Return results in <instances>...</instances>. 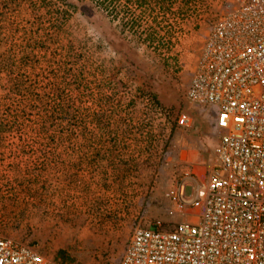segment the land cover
<instances>
[{
	"label": "rangeland",
	"instance_id": "1",
	"mask_svg": "<svg viewBox=\"0 0 264 264\" xmlns=\"http://www.w3.org/2000/svg\"><path fill=\"white\" fill-rule=\"evenodd\" d=\"M191 1L175 30L180 0L165 14L0 0L1 235L66 264H117L135 226L180 218L165 193L218 134L184 91L222 0Z\"/></svg>",
	"mask_w": 264,
	"mask_h": 264
},
{
	"label": "built area",
	"instance_id": "2",
	"mask_svg": "<svg viewBox=\"0 0 264 264\" xmlns=\"http://www.w3.org/2000/svg\"><path fill=\"white\" fill-rule=\"evenodd\" d=\"M221 5L184 91L215 115L210 160L186 159L165 193L180 218L135 226L117 264H264V0ZM0 264L61 263L0 234Z\"/></svg>",
	"mask_w": 264,
	"mask_h": 264
},
{
	"label": "trees",
	"instance_id": "3",
	"mask_svg": "<svg viewBox=\"0 0 264 264\" xmlns=\"http://www.w3.org/2000/svg\"><path fill=\"white\" fill-rule=\"evenodd\" d=\"M60 3H61V5H63L64 7H73V5L71 4V2H69L70 0H58ZM92 1H94V2H96L97 3V5H99L101 8H103V9H105L106 11H110V10H108L109 8H108V6L103 2L104 0H92ZM153 1V2H152ZM174 1H176V0H135V6L136 7H138L139 9H142L143 8V6L144 5H146L147 3H154V4H151V6H153L154 7V5H156V4H158L159 6V9H160V11H162V13L163 14H165V13H167V11L169 10H171V8H172V4H173V2ZM181 1V6L179 7V10H176V11H174V13L172 12V14H173V18H171L170 20H169V25H172L173 27H174V29L175 30H179V29H181V23L183 22V21H186V20H188L189 18H190V15H192V14H194V13H196L195 11H194V9H197L196 7L197 6H193V8H191L190 10H192V12H190V14H188V12L186 13V14H184L183 13V10L185 11L186 9L188 10L189 9V7L191 6V3H192V1L191 0H180ZM150 6V7H151ZM149 7V6H148ZM192 7V6H191ZM200 7V5H198V8ZM152 8V7H151ZM202 11V10H201ZM176 14V17H174V15ZM196 18V17H195ZM135 18L134 17H132L131 18V20H129L127 23L128 24H130V27L133 29L134 27H136V26H134L135 25ZM172 21H175V23L174 22H172ZM125 23V22H124ZM152 28H150V30L149 31H152L151 30ZM150 32H148L147 33V37L150 35L149 34ZM157 42H159V41H157ZM42 252V251H41ZM43 253V252H42ZM43 254H45V255H47L46 253H43ZM59 261V260H58ZM61 264H66V262H64V261H59Z\"/></svg>",
	"mask_w": 264,
	"mask_h": 264
}]
</instances>
